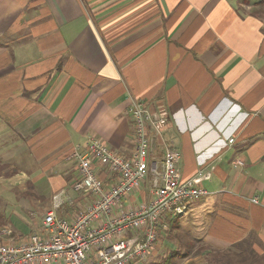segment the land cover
Masks as SVG:
<instances>
[{"label":"crops","instance_id":"crops-1","mask_svg":"<svg viewBox=\"0 0 264 264\" xmlns=\"http://www.w3.org/2000/svg\"><path fill=\"white\" fill-rule=\"evenodd\" d=\"M138 101L163 118L150 160L177 149L207 194L135 264H264V0H0L1 242L45 235L54 196L67 221L86 207L76 154L100 139L131 158ZM149 177L124 208L153 199Z\"/></svg>","mask_w":264,"mask_h":264},{"label":"built area","instance_id":"built-area-1","mask_svg":"<svg viewBox=\"0 0 264 264\" xmlns=\"http://www.w3.org/2000/svg\"><path fill=\"white\" fill-rule=\"evenodd\" d=\"M129 113L135 129L133 156L115 153L100 139L90 140L86 153L76 154L80 177L74 185L78 194L90 197L86 207L72 221L59 218L57 195L44 217L45 235L35 233L20 243H3L9 231L0 230V264H135L157 243L162 216L181 217L193 199L207 194L199 184L202 173L183 180L177 149L167 147L161 167L150 160L154 140L148 126L153 125L162 139L157 126L163 118L154 120L142 101L135 102ZM94 160L110 167L115 184L105 186L93 169ZM149 176L154 178L153 199L124 208V201Z\"/></svg>","mask_w":264,"mask_h":264},{"label":"trees","instance_id":"trees-1","mask_svg":"<svg viewBox=\"0 0 264 264\" xmlns=\"http://www.w3.org/2000/svg\"><path fill=\"white\" fill-rule=\"evenodd\" d=\"M181 256L182 255L180 251H173L169 254L166 259H164L161 263L158 264H176V262L181 259Z\"/></svg>","mask_w":264,"mask_h":264},{"label":"rangeland","instance_id":"rangeland-1","mask_svg":"<svg viewBox=\"0 0 264 264\" xmlns=\"http://www.w3.org/2000/svg\"><path fill=\"white\" fill-rule=\"evenodd\" d=\"M149 178H151V180L153 179L152 176H150ZM160 234H161V235H160V239H158V241H157L156 244L159 243V240H160V242H162V241L164 242L165 239H166L165 236H164L165 234L163 233V229L161 230ZM159 255H160V257L158 256L157 259H155V260L158 261V262H159L160 260L162 261V260L164 259V258H161V257L164 256L165 254H164V252H161ZM146 259H147V258H146Z\"/></svg>","mask_w":264,"mask_h":264}]
</instances>
